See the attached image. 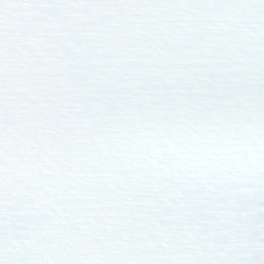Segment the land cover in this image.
Segmentation results:
<instances>
[{
	"label": "snow or ice",
	"instance_id": "6c2138e0",
	"mask_svg": "<svg viewBox=\"0 0 264 264\" xmlns=\"http://www.w3.org/2000/svg\"><path fill=\"white\" fill-rule=\"evenodd\" d=\"M0 264H264V0H0Z\"/></svg>",
	"mask_w": 264,
	"mask_h": 264
}]
</instances>
